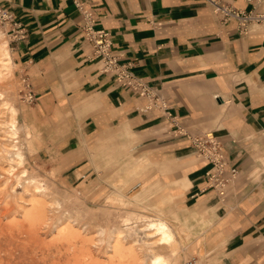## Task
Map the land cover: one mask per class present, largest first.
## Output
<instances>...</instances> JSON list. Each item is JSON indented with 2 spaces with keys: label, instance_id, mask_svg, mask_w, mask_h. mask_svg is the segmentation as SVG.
Wrapping results in <instances>:
<instances>
[{
  "label": "crops",
  "instance_id": "crops-1",
  "mask_svg": "<svg viewBox=\"0 0 264 264\" xmlns=\"http://www.w3.org/2000/svg\"><path fill=\"white\" fill-rule=\"evenodd\" d=\"M223 1L264 10V0ZM84 3L110 32L120 61L159 91L172 116L102 71L74 0H0L25 32L12 40L10 53L36 94L21 105L20 118L39 150L60 158L61 177L82 186L95 172L85 143L125 135L127 170L134 143L140 164L159 173L141 183L153 190L161 184L158 200L169 193L188 217L187 252L195 262L264 264V28L253 24L241 33L207 0ZM209 131L239 170L225 198L205 189L211 166L186 134Z\"/></svg>",
  "mask_w": 264,
  "mask_h": 264
},
{
  "label": "rangeland",
  "instance_id": "rangeland-1",
  "mask_svg": "<svg viewBox=\"0 0 264 264\" xmlns=\"http://www.w3.org/2000/svg\"><path fill=\"white\" fill-rule=\"evenodd\" d=\"M0 29V43L8 40L11 52L12 30L1 22ZM20 87L14 65L0 75V264H119L122 250L118 246L124 243L127 264H150L153 252L170 258L171 264L203 262H195L187 252L193 231L180 208L172 200L163 201L170 194L160 202L161 191L156 190L161 184L153 190L150 183H141L147 177L148 181L155 175L159 177V173L157 166L140 164L142 152L134 143L131 168L127 170L125 135L115 133L100 141L89 139L85 152L95 172L88 174L89 180L82 186L69 184L61 177L64 172L60 158L39 150L36 135L23 126ZM10 106L18 109L20 127L16 138L8 134ZM15 140L24 160L11 165L9 154ZM130 215L165 217L178 240L176 254L172 255L168 246L156 244L154 250L145 246L141 229L124 231L121 240L116 237L110 243L113 231L126 229ZM131 243L137 246L135 258L128 250Z\"/></svg>",
  "mask_w": 264,
  "mask_h": 264
},
{
  "label": "built area",
  "instance_id": "built-area-1",
  "mask_svg": "<svg viewBox=\"0 0 264 264\" xmlns=\"http://www.w3.org/2000/svg\"><path fill=\"white\" fill-rule=\"evenodd\" d=\"M83 15L82 33L84 38L92 46V59L101 63L102 71L110 74L115 80L126 87L131 88L136 94L149 98V107L157 106L162 109L166 116H172L167 100L161 96L159 91L136 75L129 64L120 61V55L114 49L110 32L97 26L92 11L85 7L84 0H74ZM214 13L221 16L223 21L236 20L241 33L251 32L253 24L264 28V10L253 5L249 10H240L227 4L223 0H207ZM0 22L3 26H9L13 36L11 40L25 35L21 30L13 13L0 6ZM20 96L24 102L32 103L36 100V94L27 74L20 75ZM174 121H176L173 118ZM197 154L207 160L211 168L206 172V190H213L216 194L225 198L228 191L238 175V167L230 165L227 160L223 143L218 136L212 132L199 135L188 134Z\"/></svg>",
  "mask_w": 264,
  "mask_h": 264
},
{
  "label": "bare ground",
  "instance_id": "bare-ground-1",
  "mask_svg": "<svg viewBox=\"0 0 264 264\" xmlns=\"http://www.w3.org/2000/svg\"><path fill=\"white\" fill-rule=\"evenodd\" d=\"M0 36H3V32L1 31V29H0ZM0 62H1V64H0V75H3L4 73H6L7 70L11 69L13 66L12 55L10 53V45H9L8 40H4L2 43H0ZM7 109H8V107H7ZM17 113H18L17 107L10 106V114H11L10 115V121L7 123H8V127H9L8 134L12 138H16L18 136L17 134H18V130L20 127V125L18 123ZM25 127L28 128V126H25ZM17 142H18V140L14 141V143L12 145V148H14V150L11 151V153L9 154V159L11 161V163H10L11 165L13 162L20 163L24 160V154L21 150V147H19L17 145ZM6 157H8V156H6ZM163 201H170V197L165 198V200H163ZM125 224L127 225L126 229L118 228L115 231H113V233L111 235L110 243H112L113 241H116L115 240L116 237H118L117 240H121L120 238H121L122 233L124 231H132V230L137 231V230L141 229L145 233V237H146L145 239H143L145 246L148 245L147 247H150L151 250H154V246L156 244L159 246H168V247H170V249L172 251V255L176 254L178 240L176 238V234H175V231H174L172 225L170 224V222L165 217L157 216L154 218H148L147 216H142V215L136 216V217L134 215L133 216L130 215L126 218ZM133 241L134 242L136 241L135 238H133ZM126 244L124 243V244H121L118 246L120 248V250H122V251H120L121 253H120V263L119 264H127L126 262H124V261H126L125 258H127V253H125L123 250V249H127ZM136 248H137V246H135V243H131L128 246V250L130 252V255L133 258L136 257ZM170 262H171L170 258L166 257L162 253L153 252V256H152V260H151L150 264H171Z\"/></svg>",
  "mask_w": 264,
  "mask_h": 264
}]
</instances>
